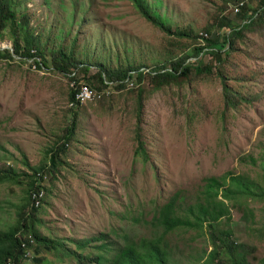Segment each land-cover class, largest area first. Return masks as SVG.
I'll return each instance as SVG.
<instances>
[{
    "label": "rangeland",
    "instance_id": "374dc122",
    "mask_svg": "<svg viewBox=\"0 0 264 264\" xmlns=\"http://www.w3.org/2000/svg\"><path fill=\"white\" fill-rule=\"evenodd\" d=\"M243 1L146 0L151 12L173 32L193 36L214 26L221 16L235 17L233 8ZM256 1L245 2H253L254 7ZM13 3L17 19L26 18L29 30L37 36L35 46L49 65L36 69L31 59L22 60L14 53L12 58H0V166H13L21 173H32L25 163L30 168L48 165V151L74 119L69 102L71 80L52 64L59 50L92 65L94 74L98 64L111 68L168 65L170 59L191 53L194 47L189 40L171 38L156 28L131 0ZM11 31L5 30L3 47L13 46ZM198 59L208 64L210 57ZM224 70L231 89L245 98L234 109L226 105L218 76L160 90L144 87L141 136L148 161L136 154V96L117 93L112 110L98 102L81 105L76 110L77 133L60 159L57 179L52 182L48 176L42 183L39 232L62 240L68 251L76 250L75 242L93 238L100 242L92 245H100L106 234L125 245L163 233L148 221L176 192L196 195L208 176L248 174L262 182L264 25L246 34ZM28 182L27 178L21 184H0L1 229L16 222L26 202ZM251 206L257 214L254 224L246 223L241 211L233 208L235 239L254 246L247 259L249 264H260L264 236L258 228L264 220V203L253 201ZM167 239L184 264H201L200 257L212 250L210 236L194 229H179ZM84 249V254L94 251L90 246ZM64 253H48L49 264H76ZM23 264L39 263L27 259Z\"/></svg>",
    "mask_w": 264,
    "mask_h": 264
},
{
    "label": "trees",
    "instance_id": "16d2710c",
    "mask_svg": "<svg viewBox=\"0 0 264 264\" xmlns=\"http://www.w3.org/2000/svg\"><path fill=\"white\" fill-rule=\"evenodd\" d=\"M131 1L144 18L156 28L171 38L175 36L193 43L191 53L185 51L170 59L168 65L163 63L152 68L145 64L121 68L98 64V71L93 74L92 65H84V62L75 59L73 54L61 49L53 58L52 64L56 71L67 75L71 81L85 84L93 92L101 95V99L95 102L109 110L113 109V102L118 94L129 92L136 96L138 121L136 154L148 161L149 155L141 136L144 87L147 85L151 90H160L171 84L183 85L218 76L223 81L227 107L232 109L239 107L245 98L231 89L224 69L232 53L238 50V44L244 42L246 34L254 33L264 25V0H257L254 7L253 2L249 4L245 2L246 0L243 1L244 5L237 3L235 7L241 8V11L235 14L234 7L235 17L221 16L214 26L205 28L196 36L190 32H173L156 13L151 12L146 0ZM13 6V0H0V42L5 41V30L7 28L12 30L9 37L14 50L13 52L0 50V58H12L13 53L22 60L38 56L42 69L48 65V60L35 46L37 36L29 30L26 18L17 19ZM205 56L210 57L208 64L198 59ZM74 74H77V77H74ZM75 94L74 88H70L69 102L75 104L74 109H70L74 115L73 122L63 131L60 142L55 143L48 151L50 157L48 165L30 168L25 163L31 174L21 173L13 166H0V184L6 182L21 184L22 180L29 179L26 202L18 212L16 222L6 230L0 228V264H23L27 259H33L39 264H49L50 261L46 257L48 253L56 256L62 250L65 251L63 256L74 258L76 264H184L175 257L167 239V235L179 229H194L210 236L212 250L206 252L205 257L204 255L200 257L201 264H249L247 256L254 252V246L235 239L234 224L237 222L233 208L241 211V217L246 223L254 224L257 221V214L251 202L264 203V164L262 182L248 174L226 173L222 176L206 177L204 187L196 195H190L187 191L176 192L157 210L152 221H148L154 228L163 231L156 237L129 240L127 244L122 245L113 242L106 234L100 245H92L93 242H100L99 238H93L75 242L76 250L68 251L62 240L43 236L37 228L42 201L39 195L45 190L42 183L48 176L53 177L50 179L52 182L57 179L61 166L60 159L67 154V147L77 133L76 110H79L81 105L76 103ZM37 201H40L39 205H36ZM258 231L264 236V220ZM88 246L94 251L84 254V248ZM27 251L32 253L31 258L26 256ZM260 264H264V259Z\"/></svg>",
    "mask_w": 264,
    "mask_h": 264
},
{
    "label": "built area",
    "instance_id": "2783aa9c",
    "mask_svg": "<svg viewBox=\"0 0 264 264\" xmlns=\"http://www.w3.org/2000/svg\"><path fill=\"white\" fill-rule=\"evenodd\" d=\"M241 5H244V2H242ZM240 11H241V8L235 7V12H234L235 14L239 13ZM1 43H3V42H0V50H2L3 48L5 50H12L13 49V47H9V46L3 47V45ZM32 53H36V52H32ZM29 61L34 64V68H36V69L39 68V64H41V59L38 56L32 58ZM73 76L77 77V74H74ZM71 88H74V90L76 91L75 101H76V103H79L80 105H84L87 103H93V102L101 99V95H98L97 93L93 92L89 87L85 86V84L76 83V81H71ZM70 107L71 108L75 107V104L70 103ZM39 204H40V202L37 201L36 205H39ZM23 246L25 247V244ZM26 256L31 258L32 253L27 251Z\"/></svg>",
    "mask_w": 264,
    "mask_h": 264
}]
</instances>
